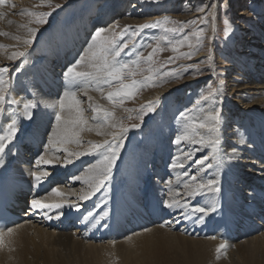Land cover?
<instances>
[{"label": "bare ground", "instance_id": "obj_1", "mask_svg": "<svg viewBox=\"0 0 264 264\" xmlns=\"http://www.w3.org/2000/svg\"><path fill=\"white\" fill-rule=\"evenodd\" d=\"M8 1L11 0H6L5 4L0 6V13L3 14L0 15V32L10 34L0 35V45L8 46L0 48V67L8 68L5 74L6 102L2 106L5 111L0 116V136L6 135L7 125L15 119L17 131L13 140L22 135L28 145L31 142L41 145V151L31 163L26 159L30 158V155H20L17 163L4 160L3 166H0V176L8 179L14 196L18 198L19 208L25 209L22 211L23 219L12 227L13 234L5 235L4 245L0 247V264H108L107 262L111 261V250L127 251L128 255L131 254L129 257L141 256L148 264H158L159 259L156 257L153 262L152 251L161 242L178 247L183 253L181 258L166 255L161 264H236L242 252L257 249L259 246L264 249V81L261 80V77L264 78V43L253 45L259 52L256 56L254 54L255 59H258L256 63L248 56L247 51H238V55L246 56V62L256 76L253 79L248 70V78L244 79V82H238L239 84L234 81L233 76L230 93L220 99L227 111L235 112L237 109L242 113L245 121L250 123L248 125L251 135H247L242 128V121L241 125L230 124V119L234 116L226 112L224 118L227 120V127L219 126L222 149L219 164L213 159L211 146L206 143L184 141L188 144L183 147L187 148V153H191L193 157L200 155L207 158L203 168L196 163L188 167L189 169L185 167L186 156L177 159L181 154V147L174 148L172 145L171 151L166 152L165 158L162 156L161 159L157 151L145 150L144 158L150 156L157 159L156 162L164 158L161 163L163 168L169 162V153L177 154L173 162H182L184 167H172L169 176V172L161 171L159 165L155 172L148 174V180L145 181V172L139 166H132L129 168L130 173L123 171L129 173L127 177L123 174V180H115L113 184L110 178L118 175L112 169L105 185L87 200H83L80 197L85 192H91V188L83 179L78 180L76 177H86L87 170L98 162V159L94 160L98 150L90 151L91 144H101V141L105 142L113 137L107 134L98 135L95 130L103 120V112L97 113L94 109L97 104L101 107L103 105L102 93L95 90L94 83L87 87V94L83 89H72L81 101L80 107L88 121V127L93 130L80 133V144L73 142L49 145L48 141L56 126L59 101L64 97L65 91L69 90L63 74L75 60L80 44L89 36L92 25L82 24L76 34L66 36L68 39H74V43L62 44L57 49L50 48L44 55V51H39V46L36 47L37 44L33 43L47 25H35L30 23L33 18L26 19L23 14L16 13L20 9L24 11L29 8V5H36V8L40 9V5H44L46 0L43 3H38V0H21V4L20 0L13 3L11 1L9 5ZM51 2L60 3L59 0ZM123 3L124 1L117 0L110 5L101 21L97 23V29L104 28L108 30L104 34L109 33L116 25V22L109 25V21L121 11ZM134 7H138V4H134ZM63 9L64 7L59 11ZM245 12L240 11L239 14L244 15ZM133 19H126L124 22ZM25 24L31 27L35 25L38 29L30 45L24 44V40L30 38L26 28L20 27ZM14 35H19L22 39L14 40L11 38ZM251 39L252 37H245L247 41ZM14 51H24L27 56L16 60L9 59ZM22 60L24 68L12 77L13 66ZM241 64L245 66L244 63ZM77 70L85 68L82 65ZM41 83L43 87H40ZM169 87L154 89L144 94L143 98H159ZM28 94L34 95L32 101L37 104V107L32 109L31 119L23 108V103L29 101L26 98ZM89 97L92 99L89 100ZM13 99L20 103H12ZM68 112L69 109L66 108L64 115L67 116ZM30 127L31 133L28 131ZM100 130L105 133H117V139L121 134L116 128L101 127ZM200 132L205 135L206 140L209 138L206 129ZM215 135L216 133L211 134L213 137ZM152 136L148 135L147 138ZM10 145L11 143L7 147ZM63 148H67L68 152H64ZM233 148L236 149L235 153L232 152ZM68 153L85 154L69 156ZM42 155L52 159L53 163L38 165L36 161ZM207 163H211L213 167L207 168ZM45 170L49 175L37 184L32 174ZM185 170L188 175L184 174ZM193 170L197 171L198 182L202 179L219 180L220 191L213 193L204 190L200 194L189 196V189L185 185L192 183L189 175ZM50 181L56 182L53 189H59L63 195L57 196L53 189L44 188ZM108 184L109 188L106 186ZM33 199L47 204L59 203L63 207L33 209ZM174 199L182 205L187 204L188 207L168 208L167 203ZM212 206H215L216 210L207 215L191 211L194 207ZM34 211H37V214L32 216ZM89 212L93 215L85 220L84 217ZM155 217L158 220H155ZM66 227L68 229H65ZM222 242L227 243L228 248L226 254L221 253L218 259L216 248ZM224 255H227L226 258H223Z\"/></svg>", "mask_w": 264, "mask_h": 264}, {"label": "rangeland", "instance_id": "obj_2", "mask_svg": "<svg viewBox=\"0 0 264 264\" xmlns=\"http://www.w3.org/2000/svg\"><path fill=\"white\" fill-rule=\"evenodd\" d=\"M11 1L13 3V1L18 2L19 0ZM11 1H8V5ZM70 1L72 0H59V4L51 2V7H48L47 4L44 3V6H41L40 9H37L36 5H29V8H25L24 11L20 9L16 14H23L24 18L31 19L32 17L28 16L25 10L51 13V15L47 17V23H45L47 26L33 43L37 44L36 47L39 46V51H44L42 52L44 55L48 53L50 48L57 49L60 48L62 44L69 45L74 43V39H68L66 36H73V34H76V32L80 30L79 26L82 24L91 23L92 28L90 34L87 39L83 40L80 44L79 52L76 54L75 60L70 63V65H72L82 54L81 48L83 52L87 43L90 42L91 36L97 30V23L101 21L100 19L105 15L110 5L117 0H75V2L72 3ZM123 1V7L121 8L122 12L120 11L121 13L119 12L116 15L117 17L114 16V20H111L112 22L109 21V25L116 22L115 27L104 35L110 36L112 33H115L114 38L118 40L125 26L130 25L135 28L139 25L155 24L157 21H163L165 18L177 22L176 24H168L166 27H176L179 29L181 25H183V28L181 31L175 33L166 32L165 26L144 28L143 31L139 32V34L132 39V43L128 45V48L121 53L118 59L131 61L136 59V54L138 52H143L144 56L147 57L152 51V48L156 47L157 42H159L160 47L164 49L157 53L155 57L157 63L154 67H159L160 73L153 74V81L146 84L134 98H124V103L122 105L118 103L113 104L107 99V93L119 87V82L114 81L111 87L102 85L105 91H103L101 95L102 109L114 112L115 117L112 122H123L124 126L128 129L126 133H123L124 145L120 149L119 155L112 168L113 171L117 172L118 176L111 177L110 182L113 184L115 180H123V174L127 177L131 172L129 168L132 166H139L145 174L146 172H148V174L155 172L157 169L156 167L161 165L165 160L166 152L171 151L172 145L174 148L181 147L182 149L177 159L181 158L180 156H186L187 148L183 149V147L187 145L188 142L183 141L179 145L175 143L177 137L182 135L186 130V121L181 116V113L191 115L195 119L201 120L206 118L214 109L218 110L222 117L219 126L224 128L227 127V120L224 118L227 112L230 116H234L231 117L233 119H230V121L232 120V122L229 121L230 124L241 125L240 121H242V128L247 132V135H251V128L248 125L250 123L245 121L242 113L237 109L235 112L232 110L227 111V107L222 105L220 99L225 98L224 95L230 93L232 87L230 82L233 76L235 77L234 81L237 83L244 82L248 78V74L253 79L256 76V74L251 71L252 69L248 62H246V56L242 57L243 55H238V51H247L249 54L248 56L252 57L251 59L253 62H258L255 56L259 52L254 46L261 42L264 43V0H122V2ZM39 2L43 3L44 0H38V3ZM21 3L22 1L20 0L19 4ZM134 4H138V7H134ZM56 5H60V7H56ZM62 7H64V9L60 12L59 10ZM201 8L203 11L198 10ZM240 11L246 12L243 15L241 13L239 14ZM132 18L134 19L124 22L126 19ZM205 18L208 21L207 24L204 23ZM225 20L231 25V31L229 32L225 31ZM199 29H204L203 49L201 51L197 52L190 59H185L180 56V53L195 51L194 48H189L187 43L181 47L178 52L172 51V47L176 42L183 40L185 36L195 45L197 37L192 35V33ZM258 34L259 36H257ZM247 36L250 38L252 37V39L250 41L245 40ZM130 38V34L124 35V41ZM169 41H171V43H169ZM83 43L84 45L81 47ZM149 45L152 47H149ZM170 57L174 58V62L166 63ZM209 57H211L210 61L208 59ZM21 62L22 61L17 62L13 67L19 66L22 64ZM241 63H244L246 67ZM196 65L201 69L199 73L194 71V66ZM142 67L147 68V63L142 62ZM165 71L173 75L162 77V73ZM147 75H149V73L144 72L143 75H138L136 79L144 80V77ZM176 75H179L180 78H174ZM161 78L167 79L168 83L159 86ZM130 79L131 78H126L125 82H130ZM261 80L264 81V78L261 77ZM153 83L157 86H152ZM167 86H170L168 88L170 92L168 90L165 91L161 97L154 100H146L143 98L144 94L154 89L157 90ZM209 88L216 90L215 97L209 98L208 101H201V103L197 105L196 101L202 94L207 95ZM116 99L118 102L120 98ZM154 101L157 104L156 110L144 115L143 121L138 119L137 117L141 106ZM125 109H136L137 111H125ZM129 116L133 117V119H128ZM233 121H235V123H233ZM133 124H139L140 126L138 128H133L131 127ZM116 129L120 132L119 128ZM148 135L153 136L147 138ZM115 139H117V137ZM101 142L104 143L103 141ZM108 142H114V138L108 139ZM145 150H150L152 152L157 151L156 153L161 155L159 159H161L162 156H164V158L158 162H156L157 159L150 156V158H144ZM104 152V148L98 149V152L95 153L94 160L97 161L98 159L99 161L102 159V154ZM188 154L190 155L186 156L187 161L185 163V167L187 166V168L195 164L194 161H198L203 157L200 155L193 157L191 153ZM176 156L177 154L171 155L169 153V162L164 168L162 165L159 167L161 171H167L170 174L169 176H171L170 170L174 163L173 159L175 161ZM125 170L129 173L123 172ZM196 174L197 171L193 170L189 176L191 177V175ZM144 177L146 180L148 179L146 175H144ZM106 186L109 188L110 185L108 184ZM181 250L182 249L178 247L170 246L169 243L161 242L152 251L153 262L156 257L159 259L158 264H161L166 255L181 258L183 254ZM128 254L127 251L120 250L116 252L111 250V261L107 263L148 264L144 257H129L131 254ZM226 256L227 255H224L223 258H226ZM236 264H264L263 246L242 252Z\"/></svg>", "mask_w": 264, "mask_h": 264}, {"label": "snow or ice", "instance_id": "obj_3", "mask_svg": "<svg viewBox=\"0 0 264 264\" xmlns=\"http://www.w3.org/2000/svg\"><path fill=\"white\" fill-rule=\"evenodd\" d=\"M6 0H0V6L4 5ZM46 4L48 7H51V0H46ZM40 6H44L43 4ZM56 7H60V5H56ZM203 11V9H198ZM26 14L33 19L30 23H35L38 25H43L47 23V17L51 15L50 12H35L31 10H25ZM0 15H3L0 13ZM11 23V22H10ZM176 21H171L168 18H165L163 21H157L155 24H144L139 25L135 28L132 26H125L123 31L121 32L118 40L115 39V33H112L110 36L104 35L107 29L99 28L95 31V33L91 36L90 42L87 43L86 48L83 50L82 54L79 58L70 65L66 71L64 72V78L67 82V86L69 90L65 91L64 97L59 101V111L56 114V126L52 130L51 137L49 138V145H57V144H67V143H76L80 144L81 141L78 139L80 133L88 130L92 131L93 128L88 127V121L84 117V112L80 107L81 101L77 99L76 91L72 89H83L85 94H87V87L91 84H95V90L100 91L103 94V86L107 85L111 87L114 81L119 82V87L115 88L113 91H109L107 93V99L113 104L122 105L124 103V98H134V96L149 82L153 81V74H159L160 68L154 67L156 65L155 57L157 53L163 51L157 42L156 47L152 48V51L144 56L143 52H138L136 54V59L131 61H125L118 59L121 56V53L124 52L128 45L132 43V39L139 34V32L143 31L144 28L151 27H159L165 26L166 32L175 33L177 31H181L183 25L178 29L176 27L168 28L166 27L168 24H176ZM195 23V22H192ZM204 23L207 24L208 21L205 18ZM226 27L225 31H231V25L227 20L224 21ZM20 27L26 28L29 37L24 40L25 45L32 44V37H35L38 29L35 27H31L28 24L20 25ZM130 34V39L124 41V35ZM0 35L9 36L8 32H0ZM195 37H197L196 44L193 45L187 36L184 37L183 40L177 41L176 44L172 47L173 52H178L181 47H183L186 43L189 48H194L195 51L192 52H183L180 53V56L185 59H190L193 55L203 49V37H204V29L196 30L192 33ZM14 40H21L22 38L19 35L11 36ZM166 39V38H162ZM171 43V41H169ZM7 45H0V48H7ZM149 47H152L149 45ZM27 54L24 51H14L11 53L9 59L16 60L20 57H26ZM209 61L211 57L208 58ZM142 62L147 63L148 67H142ZM174 58L170 57L166 63H173ZM84 66L85 70H77L80 66ZM194 71L199 73L201 69L198 65L194 66ZM8 72V68L0 67V116L3 115L5 109L2 107L6 102V84L5 74ZM144 72L149 73V75L144 77V80H138L136 77L138 75H143ZM173 74L170 72H163L162 77L172 76ZM126 78H131L130 82H125ZM174 78L179 79L180 76L176 75ZM164 83H168L167 79H160V85L162 86ZM152 86H157L153 83ZM216 95V90L209 88L207 95L202 94L200 98L196 101V104H200L201 101H208L209 98H214ZM116 98H120L117 102ZM92 97H89L91 100ZM12 103L19 104V101L15 99L12 100ZM156 102H148L145 105H142L138 119L143 121L144 115L150 112H154L156 110ZM37 104L29 100L23 103V108L25 110V114L29 119L32 117V109H35ZM69 109L67 116L64 115L65 109ZM94 111L97 113L103 112V120L98 124L97 131L98 135H112L114 137V142L105 141L102 144H91L90 151L95 152L98 149L104 148L105 152L102 154V159L97 162L96 165L89 168L88 175L86 177H76V179H83L84 183L87 184L91 188V192H85L80 199L87 200L90 195L94 194L101 187L105 185V182L110 178L111 170L115 161L119 155L120 149L124 145V135L128 129L124 126L123 122L113 123L112 120L115 117L114 112H109L107 110L102 109L100 105H96ZM125 111H137L136 109H125ZM181 116L186 121V130L185 132L178 136L175 143L180 144L183 141H191L193 143L199 144H208L211 146L213 159L217 161L219 164L221 162V139L219 136L220 132V122H221V113L218 110H213L209 113L206 118L197 120L191 115H186L185 113H181ZM128 119H133V117L129 116ZM139 124H133L131 127L138 128ZM101 127H111V128H119L120 136L118 139L117 133H105L100 130ZM206 129L209 134V138L206 140L205 135H202L199 130ZM17 131V121L13 119L11 123L7 125V133L6 135L0 136V166H3L4 160L3 156L5 154V149L8 144L12 142ZM212 133H216L213 137ZM91 143V142H90ZM64 152H68L67 148H63ZM232 152L235 153L236 149L233 148ZM69 156H79L85 153H68ZM186 156L190 155L188 153ZM207 158H202L198 161H194V163L199 164L202 168L205 166ZM71 162V161H68ZM36 163L39 164H52L53 160L48 159L45 156H40ZM173 168L176 167H184L182 162H174L172 164ZM207 168H212L213 165L211 163L206 164ZM185 175H188L187 170H185ZM37 184H39L42 178L47 177L49 175L48 171H37L32 174ZM191 184L185 185L188 189L189 196H195L200 194L202 191L206 190L208 192L218 193L220 191L219 180L217 179H207L197 181L196 175H191ZM53 192L57 196L63 195L59 191V189H53ZM168 208H186L187 204H180L179 201L173 200L166 205ZM31 207L33 209H49V208H57L60 209L63 207L62 204H47L43 203L39 199H33L31 201ZM216 210L215 206L210 208L206 207H194L191 211L194 213H203L207 215L210 211L214 212ZM62 215V213H61ZM92 213L89 212L87 216L84 217L85 220H88L89 217H92ZM107 216V213L104 214ZM51 219V217H48ZM59 218V217H57ZM145 231H150V229H145ZM14 232L13 228L0 229V247L4 245L5 235H12ZM134 235H138L134 233ZM130 240L131 237H128ZM211 239H216V237H211ZM115 243V241H113ZM228 248V244L222 242L216 248L217 258H220L221 253L226 254Z\"/></svg>", "mask_w": 264, "mask_h": 264}]
</instances>
